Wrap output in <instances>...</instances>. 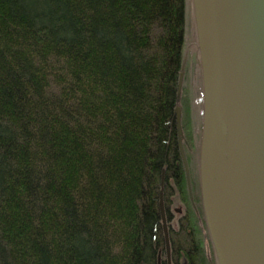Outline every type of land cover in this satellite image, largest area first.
I'll return each mask as SVG.
<instances>
[{
    "label": "trees",
    "instance_id": "trees-1",
    "mask_svg": "<svg viewBox=\"0 0 264 264\" xmlns=\"http://www.w3.org/2000/svg\"><path fill=\"white\" fill-rule=\"evenodd\" d=\"M186 4L0 0V264H168L160 191L170 264H216L202 101H177Z\"/></svg>",
    "mask_w": 264,
    "mask_h": 264
},
{
    "label": "water",
    "instance_id": "water-1",
    "mask_svg": "<svg viewBox=\"0 0 264 264\" xmlns=\"http://www.w3.org/2000/svg\"><path fill=\"white\" fill-rule=\"evenodd\" d=\"M192 4L203 90L200 193L215 261L218 264V253L224 264H264V0H192ZM185 60L178 80V102ZM223 92L229 103L232 134L227 179L231 229L224 230L215 240L210 224V185ZM175 122L189 197L193 201L179 106L175 109ZM159 210L169 258L162 191Z\"/></svg>",
    "mask_w": 264,
    "mask_h": 264
},
{
    "label": "bare ground",
    "instance_id": "bare-ground-1",
    "mask_svg": "<svg viewBox=\"0 0 264 264\" xmlns=\"http://www.w3.org/2000/svg\"><path fill=\"white\" fill-rule=\"evenodd\" d=\"M232 134L230 108L226 93L223 92L218 109V131L213 154L210 201L212 205L211 229L215 240L220 233L231 229V216L228 212L229 189L227 179L231 166ZM226 230V231H224ZM218 264H224L217 253Z\"/></svg>",
    "mask_w": 264,
    "mask_h": 264
},
{
    "label": "rangeland",
    "instance_id": "rangeland-1",
    "mask_svg": "<svg viewBox=\"0 0 264 264\" xmlns=\"http://www.w3.org/2000/svg\"><path fill=\"white\" fill-rule=\"evenodd\" d=\"M183 53H184L183 58L186 59L183 70L184 71L183 83L185 82V86L187 88L188 94L189 93L191 94L192 99L194 97L200 98L203 103L201 63L199 58L198 46H197V35H196V26H195L192 0L190 1L188 0V4H186L184 9ZM201 132H202V128H201ZM200 141H201V133L198 136V141H197L199 147V154H200ZM201 205H202V201H201ZM179 209L181 210L180 207L174 208V210H179Z\"/></svg>",
    "mask_w": 264,
    "mask_h": 264
},
{
    "label": "flooded vegetation",
    "instance_id": "flooded-vegetation-1",
    "mask_svg": "<svg viewBox=\"0 0 264 264\" xmlns=\"http://www.w3.org/2000/svg\"><path fill=\"white\" fill-rule=\"evenodd\" d=\"M198 170H199V167H198ZM198 175H199V171H198ZM198 179H199V177H198ZM193 187H194V194L196 195L197 194V184H196V181H195V179H194V181H193ZM199 189H200V180H199ZM191 191H192V188H191ZM193 195V194H192ZM200 197H201V193H200ZM175 212L176 213H178V214H180L181 213V210L179 209V210H175ZM169 252H170V249H169ZM169 258H167V261H168V264H170V262H169Z\"/></svg>",
    "mask_w": 264,
    "mask_h": 264
}]
</instances>
